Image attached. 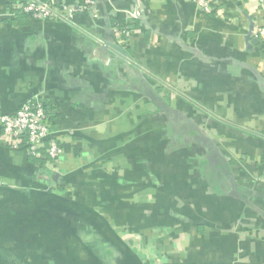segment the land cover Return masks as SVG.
<instances>
[{
  "label": "crops",
  "instance_id": "1",
  "mask_svg": "<svg viewBox=\"0 0 264 264\" xmlns=\"http://www.w3.org/2000/svg\"><path fill=\"white\" fill-rule=\"evenodd\" d=\"M28 1L0 0V115L38 99L62 156L0 127V264H264L257 1Z\"/></svg>",
  "mask_w": 264,
  "mask_h": 264
},
{
  "label": "built area",
  "instance_id": "2",
  "mask_svg": "<svg viewBox=\"0 0 264 264\" xmlns=\"http://www.w3.org/2000/svg\"><path fill=\"white\" fill-rule=\"evenodd\" d=\"M200 10L210 13L212 11L210 0H190ZM264 9V0H256ZM94 0H86V7H91ZM23 13L36 19H57L61 13L73 14L76 9L69 6L57 7L53 2L30 0L20 8ZM125 35H129L124 33ZM264 36V30L260 32ZM0 127L4 140L13 148H25L28 155L42 158L45 152L50 160L59 163L62 148L51 137L48 126V115L43 104L37 100L28 101L17 113L13 115H0Z\"/></svg>",
  "mask_w": 264,
  "mask_h": 264
},
{
  "label": "water",
  "instance_id": "3",
  "mask_svg": "<svg viewBox=\"0 0 264 264\" xmlns=\"http://www.w3.org/2000/svg\"><path fill=\"white\" fill-rule=\"evenodd\" d=\"M103 46L105 47V48H109L110 46L108 45V44H103ZM111 48V47H110ZM114 49V51L116 52V54L119 56V58L124 62L125 60H126V54H125V52H123L122 50H120V49H118V48H113ZM155 96H153V98H154Z\"/></svg>",
  "mask_w": 264,
  "mask_h": 264
},
{
  "label": "trees",
  "instance_id": "4",
  "mask_svg": "<svg viewBox=\"0 0 264 264\" xmlns=\"http://www.w3.org/2000/svg\"><path fill=\"white\" fill-rule=\"evenodd\" d=\"M44 1H45V0H44ZM18 13H20V14H22V15H24V16H30V15H28V14L23 13L22 10H20ZM30 158H31L32 160H34V161H42V160H44V158H48V159H49V157L47 156V154H46L45 152L43 153L42 158H34V157H32V156H30Z\"/></svg>",
  "mask_w": 264,
  "mask_h": 264
}]
</instances>
